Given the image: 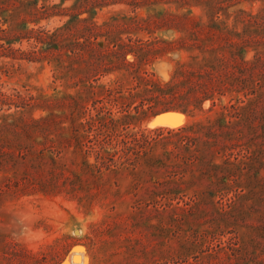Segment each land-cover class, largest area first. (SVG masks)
Returning a JSON list of instances; mask_svg holds the SVG:
<instances>
[{
  "label": "trees",
  "instance_id": "1",
  "mask_svg": "<svg viewBox=\"0 0 264 264\" xmlns=\"http://www.w3.org/2000/svg\"><path fill=\"white\" fill-rule=\"evenodd\" d=\"M65 1L37 6L38 0H0L1 24L15 10L27 9L14 28L0 27L4 41L0 48L28 58L39 53L54 56L56 69L62 67L59 51L63 50V57L76 65L82 85L75 95H68L73 103L65 116L68 125H55L52 114L30 119L8 114L0 122V141L6 138L4 132H36L44 137L55 133L62 141L49 151L50 158L57 163L64 151V157L76 166L75 181L119 186V174H127L134 207L153 205L159 214H181L196 225L179 243L183 253L178 250L172 259L185 261L216 241L213 254L220 264H264V6L256 13L239 8L235 24L228 27L217 20L226 0H167L178 8L202 3L210 20L204 25L196 16L188 17L190 8L186 13L161 16L158 26L187 32L186 39L177 42L189 52L164 81L143 68L147 54L161 48L159 42L121 36L141 26L137 16L123 15L121 24L117 17L102 26L91 22L79 34L80 8L88 3L101 7L109 0H74L69 7L73 13L64 25L50 32L27 29V15H49L50 9ZM23 36L34 38L32 48L12 49L11 43ZM80 37L84 40L79 41ZM250 50L254 54L246 59ZM128 54L134 59L126 60ZM114 73V78L102 81ZM17 93L20 106L29 107L30 102ZM0 97L5 96L0 93ZM205 102L209 104L206 112L212 114L176 128H129L165 110L187 115L202 111ZM11 115L13 119L7 121ZM5 143L0 144L1 167L9 158L15 163L26 161L29 149L18 147L8 153L4 145L10 144ZM45 148L36 153L39 164L46 156ZM4 185L10 183L0 182V195ZM193 257L198 260L199 255Z\"/></svg>",
  "mask_w": 264,
  "mask_h": 264
},
{
  "label": "rangeland",
  "instance_id": "2",
  "mask_svg": "<svg viewBox=\"0 0 264 264\" xmlns=\"http://www.w3.org/2000/svg\"><path fill=\"white\" fill-rule=\"evenodd\" d=\"M58 2L38 0L37 6L42 3L50 6ZM73 2L66 0L62 5L50 9L52 13L49 15L38 18L27 15V29L50 32L64 25L73 13L69 9ZM263 6L264 0H226L217 14V20L231 27L235 24L239 8L256 13ZM188 8L192 11L186 14L188 17L196 16L195 20L199 18V23L204 25L209 22L202 3L178 8L176 3L167 0H109L101 7L93 8L91 3L83 5L77 12V29L80 34L85 25L91 22L102 26L104 22L117 17L121 24V16H137L141 26L130 32L123 31L121 36L124 39L130 36L142 41L159 42L161 48L147 54L143 68L165 81L173 75L177 61L186 59L189 54L184 48H179L181 46L177 42L181 38L186 39L188 34L185 30L174 31L157 24L161 16L186 13ZM25 11L27 9L22 7L15 10L11 19L4 24L0 22V27L14 28L22 22L19 19H22ZM124 21L129 22L128 19ZM190 22L187 21V24ZM21 30L22 33L25 31ZM98 39L103 40L104 37ZM78 40L83 41L84 38ZM3 42L0 40V43ZM34 44V38L23 36L11 43L10 47L28 51ZM59 52L62 67L56 69L54 56H41L39 53L34 58H28L0 48V93L5 96L4 99L0 97V122L8 114L26 119L52 114L57 123L55 125L69 124L65 116L73 109V103L68 95H75L82 85L78 81L80 74L76 65L71 64L66 55L63 57V50ZM253 54V50H250L246 59L252 58ZM133 59L132 54L126 56L128 61ZM115 75H106L102 81H109ZM16 93L28 100L30 106H20ZM208 106L205 102L202 111L195 110L190 115L181 111L150 114L129 128L132 131L176 128L212 114L206 112ZM166 114H173L181 120L176 124L160 122L161 116ZM14 115L8 117L7 121L12 120ZM7 135L3 133L6 138L0 144L8 141L10 146L4 145L8 153L18 147L29 150L24 163H15L7 157L8 162L0 166L1 184L5 180L10 183L2 187L0 195V264H203L200 260L220 264L218 256L213 254L216 241L203 246L202 253L200 248L194 252L193 255H199L198 260L193 255L185 261L184 258L172 259L170 256H178V250L180 255L183 253L179 243L189 237L190 228L196 225L181 214H159L153 205L146 209L142 205L134 207L133 193L128 190L131 178L127 174H119V186L110 182L95 186L90 181H75L73 171L76 166L64 157V151L57 163L50 158L49 151H55L62 141L57 134L50 133L46 137L36 132ZM42 146L46 147V156L39 164L36 153ZM69 151L70 148L67 157L71 156ZM209 253H212L211 257ZM73 256H77L76 262Z\"/></svg>",
  "mask_w": 264,
  "mask_h": 264
},
{
  "label": "bare ground",
  "instance_id": "3",
  "mask_svg": "<svg viewBox=\"0 0 264 264\" xmlns=\"http://www.w3.org/2000/svg\"><path fill=\"white\" fill-rule=\"evenodd\" d=\"M161 117H162V119L160 120V122L162 121L164 123H169V124H176L179 120H181V119H178L177 117H175L173 114H171V115L170 114H166V115H163ZM72 259L74 260V262H76L77 261L76 260L77 259V256H73Z\"/></svg>",
  "mask_w": 264,
  "mask_h": 264
},
{
  "label": "water",
  "instance_id": "4",
  "mask_svg": "<svg viewBox=\"0 0 264 264\" xmlns=\"http://www.w3.org/2000/svg\"><path fill=\"white\" fill-rule=\"evenodd\" d=\"M166 111H175V110H165V111H161V112H159V113H157L156 115H158V114H160V113H163V112H166ZM155 115V116H156ZM72 263V262H71Z\"/></svg>",
  "mask_w": 264,
  "mask_h": 264
}]
</instances>
